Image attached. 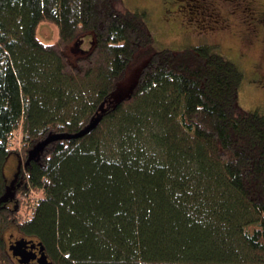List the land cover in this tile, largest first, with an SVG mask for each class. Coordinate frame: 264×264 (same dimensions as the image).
I'll return each instance as SVG.
<instances>
[{
    "label": "trees",
    "instance_id": "trees-1",
    "mask_svg": "<svg viewBox=\"0 0 264 264\" xmlns=\"http://www.w3.org/2000/svg\"><path fill=\"white\" fill-rule=\"evenodd\" d=\"M153 44L123 0H0V264L19 262L10 225L53 264H264V113L238 103L244 69L216 44Z\"/></svg>",
    "mask_w": 264,
    "mask_h": 264
},
{
    "label": "rangeland",
    "instance_id": "rangeland-1",
    "mask_svg": "<svg viewBox=\"0 0 264 264\" xmlns=\"http://www.w3.org/2000/svg\"><path fill=\"white\" fill-rule=\"evenodd\" d=\"M164 1L123 0V6L147 12V25L153 35L155 50L169 48L177 51L188 45L216 44L218 52L238 63L245 71V79L239 88V105L245 110L258 109L264 113V30L259 28L257 35L251 39L249 21H253L251 19L253 14L244 7L250 0H244V3L242 0H213L222 4L220 10L224 22H220L219 25L214 22L218 17L209 16L205 12L208 11L206 8H209L212 0H189L188 4L192 10L183 2L186 10L184 8L179 15L176 14L173 3L169 2L167 5ZM254 2L258 9L264 8V0ZM37 34L44 43H52L58 38V26L49 21L41 22ZM88 36L90 35L84 37L85 48L90 46ZM249 40L251 41L248 42ZM146 60H141L140 65L135 61L136 63L128 67L124 79L118 84L109 102L118 101L130 93L138 76L139 67ZM21 160L20 153L12 152L5 161L7 197H11L14 191ZM4 235L7 242L10 238L17 239L23 236L14 225H10ZM16 264L22 263L16 261Z\"/></svg>",
    "mask_w": 264,
    "mask_h": 264
},
{
    "label": "water",
    "instance_id": "water-1",
    "mask_svg": "<svg viewBox=\"0 0 264 264\" xmlns=\"http://www.w3.org/2000/svg\"><path fill=\"white\" fill-rule=\"evenodd\" d=\"M97 119H94L89 126L81 131L79 134L82 135L85 131L89 130L90 128L94 127ZM77 134H75L76 136ZM64 137L60 134H53L49 135L42 141L38 142L30 151L28 160H32L36 158L39 152L50 142L57 140L59 138ZM10 250L12 251L13 255L17 257L20 263L29 264L32 259H36L37 264H53L52 261L48 259V256L45 252L44 245L42 242L34 241L33 239H28L26 237L17 238L9 245ZM38 248L39 255L35 252V249Z\"/></svg>",
    "mask_w": 264,
    "mask_h": 264
},
{
    "label": "flooded vegetation",
    "instance_id": "flooded-vegetation-1",
    "mask_svg": "<svg viewBox=\"0 0 264 264\" xmlns=\"http://www.w3.org/2000/svg\"><path fill=\"white\" fill-rule=\"evenodd\" d=\"M188 1L189 0H165L164 3L167 4V5L169 4V2L173 3L174 4L173 7H175L176 14L179 15L180 13H182L181 11H183L184 8L186 10V6L183 5L182 3L186 2L188 4ZM197 1H200V0H197ZM242 2L244 3V0H242ZM221 5H222L221 2L215 3V1L212 0L210 2L209 8L208 7L206 8L208 11H205L206 14H208L209 16L218 17V18H216L214 20L216 25H219L220 22H224V19H222V14H221V10H220V8L222 7ZM188 6H189V9L192 10V8L190 7L189 4H188ZM256 6L257 5L254 2V0H250V1L247 2L246 5H244V7L246 9H249L251 11V14H253L252 18L250 17L253 21H251V22L249 21L251 39H252V36H256L257 35L256 33H257L259 28L264 30V8L263 9H258ZM191 12L192 11H190V13ZM220 26H223V25H220ZM246 40H248V38H246ZM250 41L251 40H249L248 42H250ZM261 76H262V74H261ZM15 240L16 239L10 238L9 241H8V244L10 245ZM35 252L38 254V251L36 249H35ZM23 264H25V263H23ZM29 264H37L36 259L31 260Z\"/></svg>",
    "mask_w": 264,
    "mask_h": 264
}]
</instances>
